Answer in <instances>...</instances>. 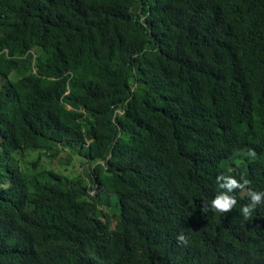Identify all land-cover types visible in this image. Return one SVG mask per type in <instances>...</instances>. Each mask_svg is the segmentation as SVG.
<instances>
[{"label": "trees", "instance_id": "trees-1", "mask_svg": "<svg viewBox=\"0 0 264 264\" xmlns=\"http://www.w3.org/2000/svg\"><path fill=\"white\" fill-rule=\"evenodd\" d=\"M61 149L83 173L40 170ZM222 175L248 183L202 212ZM250 191L264 0H0V264H264Z\"/></svg>", "mask_w": 264, "mask_h": 264}, {"label": "clouds", "instance_id": "clouds-1", "mask_svg": "<svg viewBox=\"0 0 264 264\" xmlns=\"http://www.w3.org/2000/svg\"><path fill=\"white\" fill-rule=\"evenodd\" d=\"M216 179L221 191H218L210 202H206L201 211L205 212L211 209L214 212L225 214L236 206L237 201L233 195V190L243 188L248 181L244 180L241 183L232 175L217 176ZM261 205H264V191H250L248 202L239 209L242 222L251 221L254 213H256L258 207ZM179 239L183 240V235H181Z\"/></svg>", "mask_w": 264, "mask_h": 264}, {"label": "rangeland", "instance_id": "rangeland-1", "mask_svg": "<svg viewBox=\"0 0 264 264\" xmlns=\"http://www.w3.org/2000/svg\"><path fill=\"white\" fill-rule=\"evenodd\" d=\"M41 153H42L41 151H35V152L30 151L29 153L25 154V157H21V154H18L17 165L21 166V168H24L26 164L36 161ZM81 159L78 155H72L69 151L61 149V151L55 156L54 154L42 156L41 158L42 167L40 170L44 169V166H46L48 168L56 170L57 172L58 171L64 172L65 174L70 175L71 177H75L79 173H83L84 171L83 166L81 165ZM102 199L109 201L112 210L116 212L115 214L117 216L120 215V213L116 209V204L118 203V198L116 196H110L109 194L104 193L102 195ZM101 211L112 215L109 207L107 206L101 207ZM114 222H116V219H114Z\"/></svg>", "mask_w": 264, "mask_h": 264}, {"label": "bare ground", "instance_id": "bare-ground-1", "mask_svg": "<svg viewBox=\"0 0 264 264\" xmlns=\"http://www.w3.org/2000/svg\"><path fill=\"white\" fill-rule=\"evenodd\" d=\"M182 205V204H181ZM241 224V223H240ZM239 256V255H238ZM238 256H237V258H238ZM166 258V257H165ZM179 258H181V257H179ZM161 259V258H160ZM239 260V259H238ZM176 261V260H175ZM182 261V260H181ZM161 262V261H160ZM166 264V263H165ZM170 264V263H169Z\"/></svg>", "mask_w": 264, "mask_h": 264}]
</instances>
